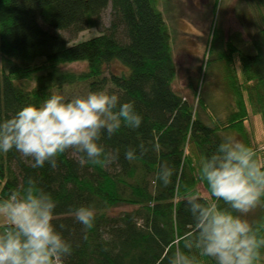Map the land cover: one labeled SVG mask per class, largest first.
<instances>
[{
  "label": "trees",
  "instance_id": "1",
  "mask_svg": "<svg viewBox=\"0 0 264 264\" xmlns=\"http://www.w3.org/2000/svg\"><path fill=\"white\" fill-rule=\"evenodd\" d=\"M243 2L256 17L251 51L239 45L243 40L236 35L225 47L218 46L220 51L209 52L205 62L209 67L225 63L230 70L236 109L221 121L206 112L198 85L190 98L174 90L172 36L160 0H0V122L25 106L40 107L65 87L82 84H89V92L116 94L120 103L133 102L143 118L138 129L122 123L111 138L102 136L106 150H119V160L112 164L81 165L79 154L67 150L58 154L57 168L47 163L33 168L34 161L15 149L0 151V199L32 178L56 202L54 224L58 230L60 224L66 226L63 236L72 245L63 264H168L176 247H183L182 238L193 230L185 198L198 193L205 201L214 199L201 166L188 154L189 145L204 160L225 136L244 134L252 115L261 116L264 124V0ZM108 8L112 21L105 33L74 45L58 34L96 29ZM76 63L86 68H64ZM140 144L149 148L148 154L125 160L129 147L139 156ZM255 151L264 159V146ZM165 162L176 170L167 187L156 178ZM80 206L95 209L90 229L70 214ZM257 206L259 216L245 218L264 238V197ZM121 208L131 210L113 214ZM260 251L262 264L264 248ZM198 259L215 264L208 257Z\"/></svg>",
  "mask_w": 264,
  "mask_h": 264
},
{
  "label": "clouds",
  "instance_id": "2",
  "mask_svg": "<svg viewBox=\"0 0 264 264\" xmlns=\"http://www.w3.org/2000/svg\"><path fill=\"white\" fill-rule=\"evenodd\" d=\"M142 119L133 102L120 103L118 95L105 91L70 101L51 95L40 107L25 106L0 122V151L15 149L34 161L33 168L46 163L57 168L58 154L67 150L79 154L81 165L112 164L119 160V150H106L100 143L102 136L106 133L111 138L122 123L138 129ZM138 148L139 156L136 148L129 147L124 159L134 161L149 152L144 144ZM175 173L165 162L156 178L167 187ZM201 174L214 199L205 201L198 193L185 198L193 230L182 238L183 247L177 246L168 257V264H200L198 256L215 264H259L264 238L258 237L245 217L264 197V159L241 140L225 136L216 151L204 158ZM56 207L51 195L37 188L32 178L0 199V221L6 223L0 231V264H63L72 245L63 236L66 226L60 224L58 230L54 224ZM70 214L85 230L94 226V207L80 206Z\"/></svg>",
  "mask_w": 264,
  "mask_h": 264
},
{
  "label": "rangeland",
  "instance_id": "3",
  "mask_svg": "<svg viewBox=\"0 0 264 264\" xmlns=\"http://www.w3.org/2000/svg\"><path fill=\"white\" fill-rule=\"evenodd\" d=\"M159 10L170 28L172 36L176 79L174 90L190 98L192 88L198 85L205 98L207 111L213 118L226 120L229 113L236 109V97L228 80L229 68L225 63L206 66V61L218 46L225 47L229 38L242 37V48L250 52L251 40L255 37V18L243 0H160ZM112 21V9L108 8L96 29L82 33L73 31L58 32L69 45L91 40L107 31ZM217 36V40L216 37ZM214 38V39H213ZM213 42L214 45L213 46ZM212 44V45H211ZM213 46V49H212ZM211 49V50H210ZM216 53V52H215ZM214 53V54H215ZM210 57V56H209ZM75 72L86 68L85 63H76L64 67ZM231 73V72H230ZM232 74V73H231ZM89 93V84L65 87L54 95H62L65 100L84 97ZM206 119V117H204ZM241 140L253 150L264 146V124L261 116L252 115L246 124L244 134H230ZM188 154L197 167L202 165V158L194 145H189ZM264 156V155H263ZM201 194L207 196L204 189ZM131 208H121L113 212L117 215ZM260 207L256 206L247 215V219L257 218ZM6 223L0 221V229ZM264 264V260L262 262Z\"/></svg>",
  "mask_w": 264,
  "mask_h": 264
}]
</instances>
